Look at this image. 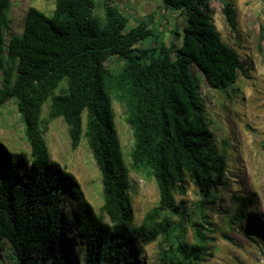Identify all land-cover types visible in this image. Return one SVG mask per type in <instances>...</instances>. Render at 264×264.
Listing matches in <instances>:
<instances>
[{"label":"trees","instance_id":"obj_1","mask_svg":"<svg viewBox=\"0 0 264 264\" xmlns=\"http://www.w3.org/2000/svg\"><path fill=\"white\" fill-rule=\"evenodd\" d=\"M161 1L187 17L182 33L173 31L178 45L156 41L145 21L130 25L113 0H54L49 14L29 6L22 31L6 38L10 0H0V111L15 105L29 146L10 153L0 138V256L9 248L11 264H72L62 237L64 216L80 238L76 264H201L211 255L207 243L214 238L205 231V214L191 221L192 242L183 224L166 215L183 214L175 196L185 195L189 182L206 199L225 183L226 157L212 144L192 66L217 90L248 69L222 40L208 0ZM222 13L234 32L231 0H223ZM151 37L150 45H138ZM110 57L117 58L116 68L106 64ZM113 101L124 106L131 130L127 155ZM56 118L66 124L71 148L84 140L90 150L100 179L97 210L75 175L50 158L46 134ZM132 172L153 179L158 191L137 226L129 200ZM234 199L228 224L252 231V197ZM155 241L151 262L145 246Z\"/></svg>","mask_w":264,"mask_h":264},{"label":"rangeland","instance_id":"obj_2","mask_svg":"<svg viewBox=\"0 0 264 264\" xmlns=\"http://www.w3.org/2000/svg\"><path fill=\"white\" fill-rule=\"evenodd\" d=\"M147 1L116 3L129 16L130 25L145 21L153 28L156 41L178 45L173 31L182 33L186 15L181 10L165 7L161 0H150L154 7V12L150 13L142 6ZM208 1L214 11L212 18L216 29L222 40L245 62L248 75L239 74L231 87L217 90L192 66L193 74L199 78L204 114L213 132L212 144L226 157L225 183L213 190L206 199L203 192L189 182L187 193L175 196L183 214L166 211V215L173 222L183 224L185 240L188 242L194 241L191 221L200 220L202 214L206 215L204 225L210 230L205 231L214 239L207 243L211 255H207L201 264H264V0H231L236 20L234 32L226 24L222 13L223 0ZM29 6L49 14L54 8V0H10L11 24L5 32L6 38L22 31ZM151 43L152 37L138 45L146 47ZM106 64L116 68L118 60L110 57ZM112 106L122 149L127 155L132 145V135L124 120V106L116 101H113ZM43 115L46 116L45 106ZM0 138L10 153L29 149L12 102L0 111ZM46 139L50 158L75 175L86 199L97 210L101 203L99 172L85 141L82 140L77 148H71L66 124L61 118L48 124ZM131 179L129 200L134 213L133 224L137 226L145 212L157 202L158 191L151 178L132 172ZM234 195L252 197L247 214L255 229L250 232L245 233L237 223L228 224L237 204ZM245 227L250 226L246 224ZM62 237L70 252L71 263H81L80 238L73 236V227L65 216ZM9 252L10 249L6 248L4 256H0V264L12 263L6 256ZM157 253V241L145 246L148 261H154Z\"/></svg>","mask_w":264,"mask_h":264},{"label":"crops","instance_id":"obj_3","mask_svg":"<svg viewBox=\"0 0 264 264\" xmlns=\"http://www.w3.org/2000/svg\"><path fill=\"white\" fill-rule=\"evenodd\" d=\"M126 2V1H128V0H117L116 2ZM148 3H142L143 5V7H145L147 10H148V12H150V13H153L154 12V7H153V4H152V2H150V0L149 1H147ZM149 2H150V4H149ZM146 4V5H145Z\"/></svg>","mask_w":264,"mask_h":264}]
</instances>
